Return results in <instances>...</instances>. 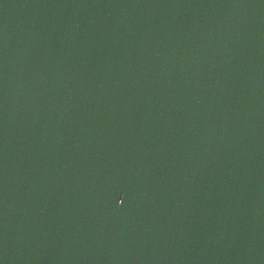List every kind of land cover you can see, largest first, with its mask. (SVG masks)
<instances>
[{
	"label": "water",
	"instance_id": "1",
	"mask_svg": "<svg viewBox=\"0 0 264 264\" xmlns=\"http://www.w3.org/2000/svg\"><path fill=\"white\" fill-rule=\"evenodd\" d=\"M0 264H264V0H0Z\"/></svg>",
	"mask_w": 264,
	"mask_h": 264
}]
</instances>
